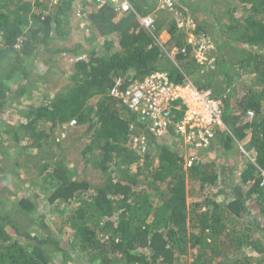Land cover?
<instances>
[{"label":"trees","instance_id":"trees-1","mask_svg":"<svg viewBox=\"0 0 264 264\" xmlns=\"http://www.w3.org/2000/svg\"><path fill=\"white\" fill-rule=\"evenodd\" d=\"M78 1L58 0L54 13L36 14L31 9L39 5L37 1L0 0V124L9 101L34 89L30 68L39 49L70 53L76 59L66 84L51 100L44 95L42 103L30 100L25 115H17L15 125L4 130L12 143L0 139L14 152H40L52 141L55 129L71 121L86 125L91 132L82 152L100 173V185L74 179L61 162L42 165L51 185L48 204L82 199L60 222L70 247L82 253L83 264H188L184 259L189 256V264H264V186L260 185L264 172V0H239L247 13L239 19L229 11L228 22L223 23L224 33L235 42L258 49L238 62V76L250 78L240 92H234L235 74H230V68L222 71L228 89L221 100L225 128L217 131L213 143L218 140L223 154L232 159L235 144L248 139L245 149L256 153L254 164L246 162L242 171L225 178V187L219 168L213 165L194 162L186 168L177 143L159 144L151 138L149 151L139 154L129 143L142 130L141 122L109 95L118 78L128 85L154 71H165L173 83L184 80L175 66L160 67L158 34L163 28L151 34L135 13L118 15L107 6L94 5L87 15V39L100 43L107 53L84 50L81 45L49 50L54 40H67ZM131 1L139 16L149 13L144 10L148 0ZM166 32L175 48L187 50L186 55L179 52L178 59H190L191 46L176 20ZM193 64L191 59L183 66L186 74L197 68L188 66ZM204 87L214 88L211 82ZM23 136L26 143L21 146ZM212 145L207 151L215 149ZM188 185L197 189V200L189 202ZM14 206L17 214L29 217L36 209L25 197ZM50 243L60 257L59 264H74L64 244L21 231L11 216L0 211V264H52Z\"/></svg>","mask_w":264,"mask_h":264},{"label":"rangeland","instance_id":"rangeland-1","mask_svg":"<svg viewBox=\"0 0 264 264\" xmlns=\"http://www.w3.org/2000/svg\"><path fill=\"white\" fill-rule=\"evenodd\" d=\"M26 1L32 4L36 1L39 2L38 6L31 9V12L36 14L54 13L58 2V0ZM154 1L155 4L151 9L149 5H153ZM239 2V0H177V12L180 14V18L184 21L188 20L191 23L188 25L185 23L187 26L186 31L193 29L194 34H202L205 38H209L215 46L213 54L216 57V62L213 67L205 71L203 70L205 73H202L197 68H194V64L188 65L191 66V69L194 68L195 70L186 74L183 66H185L186 62L191 61V57L188 60L178 59L179 50L175 48V41L171 40L166 32L169 24L175 20L174 15L166 10H158V0H148V3L144 6V10L152 13L157 29L163 28L158 34V36L160 35L159 42L162 46V55L159 60L160 67L175 66L196 85L204 86L207 82H211L214 87L211 88L212 93L223 100L222 98L225 97L228 89L227 77L223 75L222 71L224 70L223 68L228 66L231 71L230 74L232 76L235 74L232 86L235 90L234 92H240L243 84H249L250 78L238 76L240 73L238 62L246 54L258 52V49L237 43L231 36L224 33L223 23L228 22L229 11L233 10V16H237L239 19H241L243 14L247 13V10L241 7ZM93 3L94 0H79L77 2L74 10L78 9L80 16L72 14L69 26L67 27L69 30L67 40H54L53 44L49 46V50L74 48L77 45H81L84 50L94 49L99 51L101 55L107 53L102 49L100 43H89L87 39L90 27L87 15L89 10L94 6ZM180 30L186 35L185 29L181 25ZM75 60L70 53L56 54L51 51H44L43 49L37 51L34 58H32L30 68V81H33V84H35L34 89L30 90L28 88V92L16 98L15 101H9L8 107L4 108L3 116L5 121L0 124V139L4 138V141L11 142V137L8 133H4V130H7L8 126L15 125L16 120H18L17 115H25L27 112L25 104H30V100L33 99L35 103H42L44 101L43 95L48 100L53 98L55 93L66 84L67 73L71 70ZM37 90H39V94ZM10 106L11 108L13 107V110L8 109ZM42 126L46 125L43 124ZM90 136L91 132L87 131L86 125L70 126L64 124L61 128L55 129L51 137L52 141L40 152H31L30 150L26 152H14L15 148H8L7 142L0 144V211L11 216L19 224L21 231L37 235L42 239L51 237L53 240H57L58 243L64 244L74 264H83L79 258L82 253L77 248L70 247L67 232L60 229V222L63 220V217L72 212L71 210L82 199L68 204H48L46 197L51 190V185L46 175L42 172V165L61 162L67 170L68 175L74 179L86 180L93 186L100 185L102 183L100 173L87 162L82 152L90 143ZM25 138L23 136L21 146L26 143ZM172 144L175 143L173 141L166 142V145ZM217 144H219L218 140L213 143L212 147L215 146V149L211 152H198L197 156H193L192 158H195L194 162L207 163L213 165L215 168H219L223 179V183H221L225 187V178L227 179L233 172L242 171L246 162H251L239 149V145L245 149L248 139L244 140L242 144H235L236 155L232 159L230 154L224 155L221 147ZM8 150L9 152H7ZM237 182L238 180H236V184ZM187 194L189 202L197 200L198 191L193 186H187ZM23 197L28 198L35 204L36 209L30 217L24 216L21 213L17 214V208L14 206L19 198ZM50 248L51 257L53 258L52 264H59L60 257L58 253L55 251L53 245ZM191 260L192 258L189 256L184 259V262L189 264Z\"/></svg>","mask_w":264,"mask_h":264},{"label":"built area","instance_id":"built-area-1","mask_svg":"<svg viewBox=\"0 0 264 264\" xmlns=\"http://www.w3.org/2000/svg\"><path fill=\"white\" fill-rule=\"evenodd\" d=\"M96 6H107L118 15L135 13L140 25L149 33L156 32L155 18L152 13L138 15L131 0H94ZM158 10H166L174 15L179 26H183L186 33V44L191 46L190 57L194 65L202 72L214 66L215 46L201 35L193 33V29L186 31V24L177 12V0H158ZM80 16L79 11H75ZM186 23V24H185ZM190 32V33H189ZM186 55L185 47L179 50ZM184 80L173 83L165 71H154L139 81L128 85L124 80H115L109 95L131 114H135L142 124L131 139L129 145L139 154L149 151L150 135L159 144L173 141L181 147L184 154V164L190 168L194 164V152L207 151L212 145L218 130L223 129L222 101L209 88L196 85L181 71ZM178 114V118H174ZM248 112V116H252ZM68 125H76L71 121ZM239 149L251 163H255L256 153L253 149L246 150L239 145ZM260 185L264 186V172L260 173Z\"/></svg>","mask_w":264,"mask_h":264},{"label":"clouds","instance_id":"clouds-1","mask_svg":"<svg viewBox=\"0 0 264 264\" xmlns=\"http://www.w3.org/2000/svg\"><path fill=\"white\" fill-rule=\"evenodd\" d=\"M93 5H94V3H93ZM75 11H78V9L73 11V15L75 14ZM79 12H80V11H79ZM75 16H76V15H75ZM156 30H157V28H156Z\"/></svg>","mask_w":264,"mask_h":264},{"label":"water","instance_id":"water-1","mask_svg":"<svg viewBox=\"0 0 264 264\" xmlns=\"http://www.w3.org/2000/svg\"><path fill=\"white\" fill-rule=\"evenodd\" d=\"M151 138H153V136L150 135Z\"/></svg>","mask_w":264,"mask_h":264}]
</instances>
